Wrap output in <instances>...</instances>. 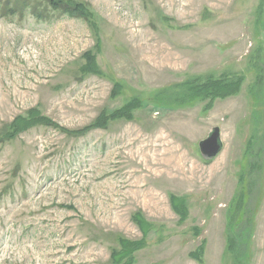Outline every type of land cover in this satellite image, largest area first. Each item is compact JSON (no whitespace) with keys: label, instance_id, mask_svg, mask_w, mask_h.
<instances>
[{"label":"rangeland","instance_id":"1","mask_svg":"<svg viewBox=\"0 0 264 264\" xmlns=\"http://www.w3.org/2000/svg\"><path fill=\"white\" fill-rule=\"evenodd\" d=\"M54 1L0 0V264H264V0Z\"/></svg>","mask_w":264,"mask_h":264},{"label":"trees","instance_id":"2","mask_svg":"<svg viewBox=\"0 0 264 264\" xmlns=\"http://www.w3.org/2000/svg\"><path fill=\"white\" fill-rule=\"evenodd\" d=\"M51 4L53 6L57 5L54 0H50ZM69 14L70 15H76L81 16L84 14L85 9L82 4L74 3L73 7H69ZM88 61L91 63L90 66L94 68V60H93V54L88 51L85 53ZM96 69V68H95ZM190 83V82H189ZM242 80L240 78L236 80H226V79H208L207 81L201 83V84H188L186 88H188V92L184 94L183 97L187 99V101H193V100H202L207 99L208 105L215 99V98H224L230 95H234L239 91V88L241 86ZM115 94V91L113 92ZM139 106V101L137 99H132L128 101L126 104H124L122 107L115 109L112 112L104 113L102 112L97 120L90 125V127H104L105 123L109 119L124 117L126 119H132V110ZM40 114L35 110L31 109L25 118H18L16 117L14 121L9 125V127L12 128V132L10 135H15L17 131L29 127L30 125L36 124V123H45L44 121H47L46 119H39ZM243 204V196L242 193L237 197L235 200V207L239 208ZM137 224L142 229L143 233H145L147 224L146 222L141 218L139 214H137ZM234 223V222H233ZM246 223L247 226H250V217H246ZM235 225H233V228L231 231H229L228 236V246L229 249L233 248L235 246L236 239L240 236V231L242 230V227L238 230L234 228ZM246 226V228H247ZM236 227V226H235ZM140 241H131L129 244H127L126 241L122 242V245H124V249L121 251V253H131L135 246L139 244ZM128 248V251H127ZM126 249V250H125ZM113 255V254H112ZM116 261H119L118 258ZM129 260L125 264L128 263Z\"/></svg>","mask_w":264,"mask_h":264},{"label":"water","instance_id":"3","mask_svg":"<svg viewBox=\"0 0 264 264\" xmlns=\"http://www.w3.org/2000/svg\"><path fill=\"white\" fill-rule=\"evenodd\" d=\"M198 149L201 156L205 159H213L223 148V142L220 136V128L214 126L208 135L198 141Z\"/></svg>","mask_w":264,"mask_h":264}]
</instances>
